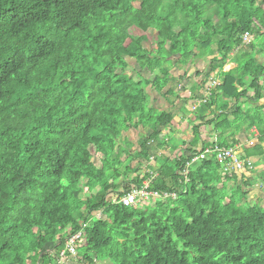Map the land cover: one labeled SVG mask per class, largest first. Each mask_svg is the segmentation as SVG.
Masks as SVG:
<instances>
[{
	"label": "trees",
	"instance_id": "16d2710c",
	"mask_svg": "<svg viewBox=\"0 0 264 264\" xmlns=\"http://www.w3.org/2000/svg\"><path fill=\"white\" fill-rule=\"evenodd\" d=\"M247 32L254 40L243 47ZM205 61L193 80L190 69ZM184 81L193 82L188 97ZM263 90L264 0H0V264L56 263L67 237L98 212L71 264H264V188L246 204L229 201L230 184L249 195L255 179L219 171L212 157L185 185L181 172L199 151L180 155L172 130L161 139L190 113V147L205 125L231 147L238 133L264 128ZM243 99L254 104L245 112ZM224 101L234 110L218 115ZM159 150L176 156L155 157L154 188L179 196L118 203L132 163L140 185ZM243 158L264 164V146Z\"/></svg>",
	"mask_w": 264,
	"mask_h": 264
},
{
	"label": "built area",
	"instance_id": "2783aa9c",
	"mask_svg": "<svg viewBox=\"0 0 264 264\" xmlns=\"http://www.w3.org/2000/svg\"><path fill=\"white\" fill-rule=\"evenodd\" d=\"M253 40H254L253 33L247 32L246 34H244L242 37L243 47L249 46ZM218 85L219 82L217 80L215 79L212 80L207 91L204 92L203 99L194 102V104L192 105V110H196L202 104H205L211 95V90ZM243 150H244V146L240 142H237L233 144V146L228 148L220 147L218 144H214L210 147H204L200 150L198 156L192 159L191 164H188V168L185 169V171L182 173V176H184L186 178V182H188L187 176L189 173V166L197 161L206 159L208 157L215 158L222 166L220 169L224 170L229 175H232L233 173L240 174L248 170H253L255 168V165L252 161L245 160L243 158ZM162 155L163 154L161 153H157L156 156H153L151 158L150 164L155 165L156 164L155 157H161ZM145 171L149 173L150 169H146ZM158 176L159 175L157 171L151 172L150 177L145 179L142 182V184L140 185L134 184L130 186L128 189H126L125 187L121 191V196L117 199L118 203L124 205L125 207H135L138 205H146L145 203H149L152 201H164L169 199H176L179 196V193L162 191L154 188ZM103 217L104 215L102 212L93 214L88 219L87 222L82 224L81 228L77 232L72 233L67 237L64 250L61 252L62 254H60L61 260H63L64 258L71 259L75 257L77 243L84 239L85 228L89 226V224L93 219H102ZM58 264H62L61 261H59Z\"/></svg>",
	"mask_w": 264,
	"mask_h": 264
},
{
	"label": "crops",
	"instance_id": "0c3cea01",
	"mask_svg": "<svg viewBox=\"0 0 264 264\" xmlns=\"http://www.w3.org/2000/svg\"><path fill=\"white\" fill-rule=\"evenodd\" d=\"M235 66H236L235 64L231 63V64H229L228 66L225 67V70L228 71V70L234 68ZM192 84H193V82H192ZM192 84H188L187 85V82H186L184 84V86L187 88V90H189V88L191 89ZM190 94H191V92H188V93L186 92L185 96L188 97V96H190ZM250 95L252 97L255 96L254 92H250ZM191 104H194V102L191 103ZM260 104H262V105L264 104V90L262 91V94H261V97H260ZM253 105L254 104L251 101H249V100H244V99L242 100V109H243L244 112L247 109L251 108ZM225 108H227L228 111H225L226 110ZM233 110H234V104L231 103V102L224 101V102L221 103V105L216 107L215 111L219 115V114L224 113V112H227V114H228V112L230 113ZM191 118H192V115L190 113H188L186 115L178 116L177 119L175 118L176 119L175 120V125H172L170 127V129H163L162 130L161 139H165L166 141H168V139L170 138V134L172 133L171 132V130H172L175 133L177 139H181L182 145L179 146L178 150H183V152L186 151L189 148L197 150V151H200L201 148L203 147V144L207 143V142H215V144H217L218 135H217V132L215 131L214 125H205L200 130V141L196 142L195 147H190V145H191V143L193 141V135H192V132H191L192 126L190 124V119ZM185 124L188 125L187 128L183 127ZM229 133H230L229 131L225 132L224 136L222 137L223 141L226 140L228 143L232 140V139H227V137H225L226 134H229ZM250 134L251 135L249 137H247L244 132L238 133L236 135V138L238 139V142H240L244 146V149H246L248 147H252L256 143H261L264 146V143L261 142V140L264 138V128L253 127L250 130ZM159 151H162V150H159ZM165 153L173 155V153H175V152L173 150H170V151H167ZM178 153L180 155H183V153L180 152V151H178ZM243 155H244V150H243ZM172 158H174V157H172ZM249 160L254 163L255 169L254 170H250V171H246L243 174H246V176L248 178L255 179L254 181H256V184L259 185V183H260L259 181L260 180L256 177V174L257 173L259 174V173L264 171V164L260 161L259 158H252V159H249ZM239 179H241V176H239ZM256 184H255V186H256ZM251 193L252 192H250L249 196L251 195Z\"/></svg>",
	"mask_w": 264,
	"mask_h": 264
},
{
	"label": "rangeland",
	"instance_id": "374dc122",
	"mask_svg": "<svg viewBox=\"0 0 264 264\" xmlns=\"http://www.w3.org/2000/svg\"><path fill=\"white\" fill-rule=\"evenodd\" d=\"M128 26L130 27V34H131V36L134 38V39H138V37L140 36V35H142V32H140L139 30H137L134 26H132V24L129 22L128 23ZM147 39H148V43H146V46L148 47V48H153L154 47V43L152 42V38H153V34H152V32H149V33H147ZM208 63V61H205L204 63L202 62V63H199L198 65H196L195 67H192L191 69H190V73H189V75H190V77H192V79L194 80L195 79V72L196 71H203V70H205L206 69V67H205V65ZM187 81H184L183 82V88H186L185 86H184V84L186 83ZM188 84H192V82H187V85ZM186 85V86H187ZM188 92H190V88H189V90H187V93ZM159 105V104H158ZM161 105V104H160ZM163 105V104H162ZM163 107V106H162ZM177 119V118H176ZM175 119V120H176ZM175 120L173 121V123H172V125H175ZM171 125V126H172ZM177 126V125H176ZM183 126V125H182ZM184 128H187L188 127V125H184L183 126ZM163 129H161V131H162ZM124 136H126V137H128L131 141H133L135 144L137 143V141H138V139H139V136H138V134L135 132V131H132V130H128L125 134H124ZM146 136L149 138V139H151V140H153V137H155L153 134H152V132L151 131H149L148 133H146ZM180 140V139H179ZM181 141V140H180ZM178 151H180V152H183L182 150H178ZM200 152V151H199ZM158 153H161V154H163V156L164 157H167V158H170V159H172V157H175L176 156V154L175 153H173V155H170V154H166V153H164V151H159ZM183 154H184V152H183ZM199 154V153H198ZM198 154L196 155V156H194V158H196L197 156H198ZM193 158V159H194ZM198 162V161H197ZM197 162H195L194 164H192V165H190L189 166V172H190V170H191V168H193V166L197 163ZM136 164V162L134 161L133 163H132V166L130 167V173H129V175L127 176V179H126V184H125V186H123L120 190H119V192L121 193V191L126 187V189H128L130 186H132V185H134L133 183L134 182H132L134 179H136L137 177H138V175L140 174V173H138L137 172V167L136 166H134ZM188 164H191V162L190 163H188ZM188 164H187V166H186V168H188ZM222 167V166H221ZM185 168V169H186ZM146 169H150V174L149 173H147L145 170ZM185 169L181 172V176H182V173L185 171ZM255 169V168H254ZM253 169V170H254ZM155 170V171H154ZM158 172V178H157V180H156V183L157 182H160V178H161V176H160V173H159V171H158V166L155 164V165H148L147 167H145L144 169H143V171H142V173H141V179H142V182L145 180V179H147V178H149L150 177V175H151V172ZM219 171H222V169H220ZM224 171V170H223ZM248 171H250V170H248ZM146 175H149L148 177L146 176ZM188 175H189V173H188ZM120 181L122 180V179H124V174L122 173V174H120ZM145 177V178H144ZM184 179H185V185H187V184H189V178H188V176H187V178H188V182H186V178L184 177V176H182ZM256 177L257 178H259V174L257 173L256 174ZM142 182H141V184H142ZM167 182H168V184L170 185L171 184V180L170 179H168L167 180ZM260 183H259V185H257L256 184V181H254V185H253V188L251 189V195L252 194H256V193H258V194H260V196H262L263 194H261L262 192H261V189H262V191H263V188H264V182L262 181V180H260L259 181ZM255 184H256V186H255ZM255 187V188H254ZM249 194H250V192H249ZM247 195V196H246ZM246 195H243L239 190H238V188H236L235 186H233V185H231L230 184V187H229V189H228V191H227V196H226V199H228L229 201L230 200H232V199H234L235 201H240L241 203H244V204H246V202H247V199L249 198V195L248 194H246ZM164 201H167V200H164ZM156 202H159V201H152V202H149V203H145L146 205H154ZM163 202V201H162ZM262 207L264 208V203L262 204ZM64 247H65V244H64ZM64 247L61 249V252L64 250ZM60 252V254H62ZM59 258H60V255H59ZM59 261H61V263L62 264H71L70 263V260L69 259H67V258H64L63 260H61V258L60 259H58ZM59 261H57L56 263H51V264H58V262Z\"/></svg>",
	"mask_w": 264,
	"mask_h": 264
},
{
	"label": "water",
	"instance_id": "95a60500",
	"mask_svg": "<svg viewBox=\"0 0 264 264\" xmlns=\"http://www.w3.org/2000/svg\"><path fill=\"white\" fill-rule=\"evenodd\" d=\"M178 56V55H177Z\"/></svg>",
	"mask_w": 264,
	"mask_h": 264
}]
</instances>
